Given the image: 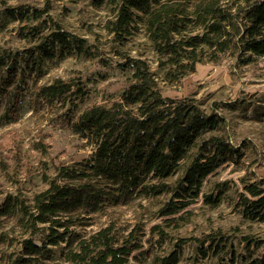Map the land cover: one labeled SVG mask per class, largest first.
Instances as JSON below:
<instances>
[{"label":"trees","instance_id":"trees-1","mask_svg":"<svg viewBox=\"0 0 264 264\" xmlns=\"http://www.w3.org/2000/svg\"><path fill=\"white\" fill-rule=\"evenodd\" d=\"M91 2L110 6L102 26L113 41H125L137 31L146 36L163 81H178L196 63H217L228 54L240 65L264 59V0ZM48 8L22 3L3 8L10 20L31 21L18 27V38L27 43L21 49L0 44V94L13 95L3 113L9 122L22 107L24 88L33 109L66 102L75 107L87 95L82 77L39 82L65 58L93 53L85 37L59 22L32 24ZM125 59L130 76L119 97L85 106L69 122L74 134L93 144L92 153L81 161L54 163L51 174L44 169L45 186L28 197L16 188L1 198L0 245L11 247L15 241L17 246L0 252V264H126L142 248L146 223L141 216L149 208L161 219L149 225V237L156 234L159 247L150 241L143 250L151 264H201L205 257L210 264H264L263 250L254 256L236 254L220 229L190 237V255L181 250L185 239L172 241L169 229L181 227L180 212L198 197L210 207L225 197L227 181L214 182L210 192L202 193L204 181L225 164L237 165L245 149L257 145L232 140L229 121L219 113L231 104L213 103L207 110L194 96L164 97L146 59ZM263 186V178L242 181L236 204L250 221H264ZM132 204L137 220H121L120 209ZM241 242L246 247L263 243L249 234L241 235Z\"/></svg>","mask_w":264,"mask_h":264},{"label":"rangeland","instance_id":"rangeland-1","mask_svg":"<svg viewBox=\"0 0 264 264\" xmlns=\"http://www.w3.org/2000/svg\"><path fill=\"white\" fill-rule=\"evenodd\" d=\"M21 3L36 8L48 4V11L32 24L42 27L45 20L44 27H48L52 21L59 22L70 31L85 37L93 53L65 58L57 66L50 67L39 81H47L54 76L64 79L82 77L88 92L75 107L66 102L63 106L54 103L51 107L45 105L33 109L27 88H24L22 107L16 113V119L9 122L3 113L5 107L11 105L13 95L0 94V144L3 145L0 152V201L6 191L16 188H20L25 197L30 196L33 191L45 186L42 181L44 169L51 174L50 168L54 163L81 161L92 153L93 144H88L84 138L74 134L69 122L85 106L118 98L130 76V70L123 65L126 55L140 57L147 60L152 71L157 72L161 95L175 99L194 96L207 110L213 103L231 104L230 109L225 107L219 113H223L229 121V129L234 137L232 140L245 139L257 145V149H245L246 154L237 165L225 164L204 181L202 193L210 192L214 182L227 181L225 197L215 207H210L198 197L195 203L180 212L183 215L181 227L178 230L169 229V235L175 237L172 241L185 239L181 250L185 255H190L194 253L188 240L190 237L220 229L230 237L236 254L250 253L254 256L260 250L264 252V221L246 219L236 204L243 190V180L264 179V59L240 65L228 54L217 63L207 60L196 63L195 70L178 81H163L160 78L161 70L156 67L157 56L150 49L146 36L137 31L125 41H113V35L102 26L111 13L110 6L104 3L96 7L91 0H0L1 45L9 44L21 49L27 44L25 39L18 38V27L31 21L26 20L20 24L3 13L4 7H16ZM149 209V214L141 216L142 223H146L142 248L134 251L136 257H131L126 264H151L143 250L147 249L150 241L154 243V248L159 247L157 235H153L152 239L149 237V225L161 219L153 214L155 208ZM120 211L121 220L129 223L137 220L134 204ZM243 234L261 239L262 245L246 247L243 242L239 243ZM40 237L39 233L33 235L36 242H39ZM171 243H167L168 248L172 246ZM16 246L15 241L11 247L0 245V252L4 249L14 250ZM210 262V257L200 258L201 264Z\"/></svg>","mask_w":264,"mask_h":264}]
</instances>
